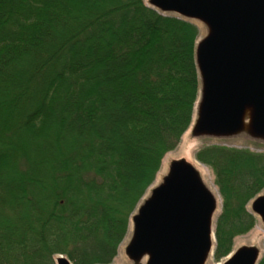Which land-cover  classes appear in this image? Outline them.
<instances>
[{"label": "trees", "instance_id": "16d2710c", "mask_svg": "<svg viewBox=\"0 0 264 264\" xmlns=\"http://www.w3.org/2000/svg\"><path fill=\"white\" fill-rule=\"evenodd\" d=\"M198 33L144 0H0V264L113 261L191 124ZM195 158L221 198L219 261L256 223L264 152L212 144Z\"/></svg>", "mask_w": 264, "mask_h": 264}, {"label": "water", "instance_id": "95a60500", "mask_svg": "<svg viewBox=\"0 0 264 264\" xmlns=\"http://www.w3.org/2000/svg\"><path fill=\"white\" fill-rule=\"evenodd\" d=\"M206 29L195 46L200 98L193 136L246 133L264 141V0H149ZM216 195L193 164L171 161L162 182L132 214L125 248L134 264H205L215 243ZM264 225V191L251 201ZM255 246H241L221 264H258ZM55 264H72L63 255Z\"/></svg>", "mask_w": 264, "mask_h": 264}, {"label": "rangeland", "instance_id": "374dc122", "mask_svg": "<svg viewBox=\"0 0 264 264\" xmlns=\"http://www.w3.org/2000/svg\"><path fill=\"white\" fill-rule=\"evenodd\" d=\"M144 2L149 7V0H144ZM163 14H167V13H163ZM196 26L199 29V33L196 41L197 43L206 33V29L204 26L199 24ZM199 98H200V83H199L198 96L194 105L192 121L190 126L182 135L177 147L174 150L166 153L162 158L160 168L156 174L154 181L150 184L143 197L139 200L132 214H134L137 211L138 206L142 204L146 198L149 197L151 190L162 182L163 177L168 173L169 165L171 161L184 159L195 166L203 183L206 185L207 188L211 190V192L214 193V195H216L217 205L213 216L214 222H216V219L221 211V198L218 189L214 184V180H213L214 178L211 169L208 168L206 165L200 163L198 160H196L195 158L196 151L204 145L217 144V145H224L229 147L248 148L252 151L264 152V141L253 139L250 136H248L246 133H240L231 137H223V138H215L210 136H199V137L193 136L191 133V129L196 119L197 105L199 102ZM252 199L247 203V209L250 212H251ZM130 219L128 223L127 233L118 247L116 257L113 259V261L110 264H134V262L130 260V258L127 256L125 252V248L132 236V231H133V226ZM263 239H264V225L261 223L259 218L256 217V223L248 233L244 235L236 236L233 239V246L231 252L241 246H255L258 247L260 249V252L263 253ZM226 257L227 256L223 257L219 261H216L214 260L212 253V255L208 256L205 264H221L226 259Z\"/></svg>", "mask_w": 264, "mask_h": 264}]
</instances>
